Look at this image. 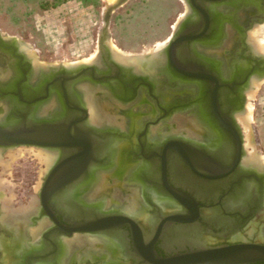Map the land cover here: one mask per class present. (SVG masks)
<instances>
[{"label":"flooded vegetation","instance_id":"1","mask_svg":"<svg viewBox=\"0 0 264 264\" xmlns=\"http://www.w3.org/2000/svg\"><path fill=\"white\" fill-rule=\"evenodd\" d=\"M181 1L186 10L175 28L184 17L185 30L180 33L208 28L203 41L176 50L170 71L163 75L158 64L138 72L103 62L86 74L98 78L87 86L95 91L101 109L114 117L113 125L100 128L91 123V112L85 109L77 85L59 80L45 98L41 73L37 79L27 46L18 52L11 46L12 54L6 59L14 63L0 61V110L9 102L6 116L11 111L16 126L61 125V138L78 143L57 149L20 145L3 150L0 146V171L4 158L17 148L57 154L52 166L44 164L38 191L27 183L12 195L0 186V264H264V161L246 147L240 121L263 66L249 40L264 21V0H193L189 6ZM230 29L239 46L233 40L222 44ZM207 48L218 51L205 52ZM143 54L148 53L128 55ZM226 60L230 64L224 69L220 61ZM100 79L104 83L96 82ZM52 98L57 103L53 115L35 118ZM37 99L41 100L34 102ZM142 106L148 114L139 112ZM179 125L184 131L176 133ZM153 128L166 134L163 141L150 139ZM110 142L121 144L116 176L130 166L141 167L140 182L156 197L171 202L172 209L162 211L148 192L143 196L145 218L113 205L100 211L79 200L81 187L94 171L111 166L114 154L105 147ZM58 167L65 183L44 199L41 190ZM107 186L103 196L110 199L116 190L125 192L116 184ZM82 236L111 238L116 246L114 259L102 253L82 259L84 248L75 242L64 263L67 241Z\"/></svg>","mask_w":264,"mask_h":264},{"label":"rangeland","instance_id":"2","mask_svg":"<svg viewBox=\"0 0 264 264\" xmlns=\"http://www.w3.org/2000/svg\"><path fill=\"white\" fill-rule=\"evenodd\" d=\"M116 1L0 0V33L26 44L28 53L35 54L39 62L88 63L99 53L104 15ZM46 2L57 5L44 9ZM185 10L186 5L181 0H129L112 15L109 43L117 55L126 58L128 54L152 53L169 41ZM250 95L252 98L247 100V105H252V118L247 120L244 116L241 122L245 143L250 152L264 160V83H259ZM38 154L35 150L25 154L11 162L7 170L1 166L4 190L13 195L27 183L35 187L41 184L44 163ZM8 159L9 154L5 162ZM32 176H35L34 182Z\"/></svg>","mask_w":264,"mask_h":264},{"label":"bare ground","instance_id":"3","mask_svg":"<svg viewBox=\"0 0 264 264\" xmlns=\"http://www.w3.org/2000/svg\"><path fill=\"white\" fill-rule=\"evenodd\" d=\"M227 26L230 27L229 25H227ZM232 30L230 29L229 32L226 33L227 38L225 40H223V42H222L223 45H228L229 41H231V40H233V42H235V43H232L233 45H235V46H239L240 45L239 38L237 37L236 33H234ZM253 30L254 31L252 32V34L250 36V44L252 43L253 44L252 45L253 48L257 52L259 51L260 54L264 55V23L262 25H259V26L255 27V29H253ZM227 31H228V29H227ZM167 42L168 41H166L163 44H160L157 48H155L156 49L155 51L163 48L167 44ZM202 49H201V51H202ZM217 49L218 48H216V49L215 48H207L205 50V52L218 51ZM115 54H116V56H118L121 59L122 58L123 59L126 58V57L117 55V53H115ZM234 56H236V55H234ZM0 61L1 62H9V61H7V59H5L3 57H0ZM220 62L223 64V68L224 69L227 66H229V64H230L229 60L220 61ZM161 63H162L161 59L160 60L151 61V62H147V63L139 61V62H134L133 66H134L136 71L144 72L145 69L147 70L153 64H156V65L158 64L159 67L162 68V64ZM143 65H146V67H143ZM141 67H143V68H141ZM156 67H158V66H156ZM35 68H37V67H35ZM232 68H233V66H232ZM37 73H40L38 71V69L35 71L36 78L39 77ZM163 75H164V73H163ZM163 75H162V78H164ZM33 81H35V80H33ZM262 82L264 83V81H262ZM87 85H90V84H80L79 85V90L81 89V91L83 92V96H84L83 98H84L85 102L88 104V106L90 108L91 123L96 125V126H98V127H100V126H102V127L104 126L105 127L106 124H108V123H110V125H113L114 122H115L114 117H108L107 112L103 111V109H101V106H100L99 102H96V99L94 98V92L95 91L91 90V88L89 86H87ZM253 85H254V89H257L259 87V83H254ZM248 96H249L248 99L252 98V95H250V93H249ZM7 104H8V107L5 104V105H3V107L0 110V112H3V114L0 113V122H1L0 124H3L2 122H5V120H6L5 118L7 117L6 114H7V112L9 111V109L11 107L9 102H7ZM248 105H247L248 106L247 107V114L245 116H246L247 120L248 119L251 120V118H252V110L253 109H252V105L251 104H248ZM56 107H57V103H56L55 99L52 98L51 100H49V102H47L40 109V111L35 116V118H37L39 116H48V115L51 116V115H53V113L55 112ZM139 112L141 114H143V115H146V114L149 113V109L147 107L142 106V107H140ZM144 120H146V119H144ZM127 121H128V119H127ZM240 121L244 122V118L241 119ZM123 123L124 122L121 121V125L122 126L125 125ZM176 131H177L176 133L183 132L184 130H183L182 125H179V128ZM149 135H150V139H152L153 141H158V142L163 141L165 139V136H166L165 133H161L157 129L156 130L154 129L151 132V134H149ZM186 135H192V134H190V132L187 131ZM105 147H106L107 151L112 152V154H114V156L112 158V161H111V166L107 167V168H101V169L95 170L93 175H92V177H91V179L88 182H86L81 187V189L79 191V200L83 204L95 205L96 208L99 209L100 211H106L110 207H112V205H113V208L121 209V210H123L126 213L145 218V216L147 214V211L145 210L146 204L144 202V197L143 196H144L145 192L146 193L148 192L151 195L155 196L156 203L160 207V209H162V211L163 210H167V209H172L174 207L171 204V202L165 200L164 198H159L160 196L156 197V194L153 191V189L151 190V188L147 187L148 185L140 182L141 180L138 177V173L140 172L141 167H139V166H133V167L130 166L124 171V173L123 172L120 173V176L117 177L116 174H119V173H117L118 172V168H119V164H118V161H117L116 154L118 152V149L121 147V144L120 143L110 142L108 145L106 144ZM33 152H34V149H28V148H17L15 151H10L9 152V159L7 160V162L1 163V166H4V170H7L9 168L11 162L15 161L16 159L23 158L25 154H32ZM38 152H39V154L37 156L39 157L40 161L45 164V166L47 168L52 166V164L54 163L55 159L57 158V154L56 153H51V152H48V151L44 152L42 150H40ZM109 183L110 184H116V185L120 186L121 188H123L125 190V192H121L119 190H116L114 192L113 197H111V199L108 198V197L103 196V191L107 190V187H108L107 184H109ZM0 186H3L2 179L0 180ZM40 187H41V184H39L37 187H35L36 191H38L40 189ZM35 204H36V202H35ZM31 208H33V207H31ZM110 240H111V238H109V240H108L106 238L97 237V236H82V237H79L77 241L76 240L75 241L74 240L73 241H67V246L64 247L65 248V256L63 258V262L65 263L66 260L68 261V256H69V253H70L69 249H70L71 245L73 243H75V242H76V244H79L82 248H84L83 254H82L83 255L82 259L83 258H90V257L94 258L96 255H99L100 253H102V254L107 256L108 260H113L114 259L113 255L116 254V246ZM62 250H63V248H62ZM98 250H99V252H98ZM63 255H64V251H63Z\"/></svg>","mask_w":264,"mask_h":264},{"label":"water","instance_id":"4","mask_svg":"<svg viewBox=\"0 0 264 264\" xmlns=\"http://www.w3.org/2000/svg\"><path fill=\"white\" fill-rule=\"evenodd\" d=\"M129 0H117L113 5L109 6L106 10V13L104 15V27L101 32V38H100V48H99V54L96 56L94 60L91 62H82L79 64H47L43 62H39L36 58L35 54H32V62L34 64L33 72L38 69V71L41 73L40 79L41 82L45 85V93L46 97L49 96V88L50 86L55 85L59 80L62 81V83H67L68 86L74 87L79 86L80 84H93V80H98V78L91 79L88 75H86L90 71L96 70V66L103 65V62L106 65H113L117 68H134V62H151L155 60L161 59L162 64V70L165 74L167 70L170 71L171 67L174 66V56L176 53V50L183 45H191L193 42H199L203 41L204 35L207 31V26H203L200 30H198L195 33H180V30H185V17L180 20L174 32L169 38V41L167 44L149 54H143V55H137V56H130L128 55V58H119L115 54V50L111 47L109 41H110V23L113 13L122 7L124 4H126ZM186 4L189 6L190 3H193V0H184ZM187 17V16H186ZM263 22H260L259 25L263 24ZM250 41V40H249ZM14 48L15 52L22 51L23 46H27L20 40L14 37H8L4 34L0 33V57H3L6 59L9 55H11V48ZM28 48V46H27ZM253 53L259 57L263 61L262 68L258 71L256 76V82L260 83L264 81V55L260 54L256 50L253 51ZM22 58L23 56L20 55ZM10 63H14L15 61L11 62L12 60H8ZM37 67V68H35ZM63 72V76L61 78H55L53 77L52 73L55 72ZM46 73H50V76L46 75ZM34 76V75H33ZM107 80V78H105ZM104 80H99L96 82H100ZM106 82V81H105ZM21 94V92H19ZM9 92H5L3 95H9ZM48 94V95H47ZM5 97V96H4ZM67 98V97H66ZM6 98H4L5 100ZM41 99L34 100V102H37ZM43 100V99H42ZM30 103V102H29ZM67 106L70 105L69 99H66ZM83 105H85V109L89 108L88 104L85 102ZM71 107V105L69 106ZM72 108V107H71ZM84 109V112L86 110ZM90 110V108H89ZM21 116L19 115V118ZM3 128L0 127V146L3 148V150H12L15 147H18L20 145H32L37 147H44V148H51V149H57L60 147H68L73 146V144L76 142H72L73 140H64L59 133L61 129V125H35L33 127H27L26 124H19L16 126L15 119L13 118V115L10 111V113L7 115L5 122H3ZM77 143V142H76ZM78 144V143H77ZM86 156L84 157H75V159H81L84 160ZM89 159V158H88ZM60 168L56 170V172L53 174L52 178L48 180L46 185L41 190V195L44 199L49 198L54 191L60 190L61 186L65 183V180H62L60 178L59 170ZM233 253L239 254L237 251L233 250ZM213 255H219L220 252H214Z\"/></svg>","mask_w":264,"mask_h":264},{"label":"trees","instance_id":"5","mask_svg":"<svg viewBox=\"0 0 264 264\" xmlns=\"http://www.w3.org/2000/svg\"><path fill=\"white\" fill-rule=\"evenodd\" d=\"M55 1H57V0H55ZM57 4H50L49 2H46L44 5H43V8L44 9H48L50 6H56Z\"/></svg>","mask_w":264,"mask_h":264}]
</instances>
